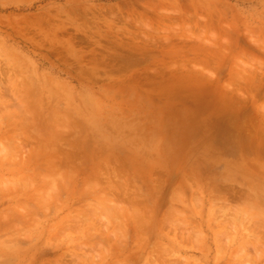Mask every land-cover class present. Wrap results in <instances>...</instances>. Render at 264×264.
<instances>
[{
  "label": "rangeland",
  "instance_id": "obj_1",
  "mask_svg": "<svg viewBox=\"0 0 264 264\" xmlns=\"http://www.w3.org/2000/svg\"><path fill=\"white\" fill-rule=\"evenodd\" d=\"M0 264H264V0H0Z\"/></svg>",
  "mask_w": 264,
  "mask_h": 264
},
{
  "label": "bare ground",
  "instance_id": "obj_2",
  "mask_svg": "<svg viewBox=\"0 0 264 264\" xmlns=\"http://www.w3.org/2000/svg\"><path fill=\"white\" fill-rule=\"evenodd\" d=\"M58 131V130H57ZM66 132V131H65ZM68 134V133H67ZM18 143V142H17ZM89 153V152H88ZM85 156V155H84ZM70 170V169H69ZM64 175V174H63ZM97 178V177H96ZM127 195V194H126ZM120 196V195H119ZM112 198V197H111ZM113 200H114V198H113ZM118 201V200H117ZM134 205H136V204H134ZM138 205V204H137ZM261 222V221H260ZM261 223H263V222H261ZM162 226V225H161ZM136 228V227H135ZM140 230V229H139ZM139 230H138V232H139ZM146 230V229H145ZM143 232H144V229H143ZM141 233V232H140ZM154 246H156V245H154ZM160 254V253H159Z\"/></svg>",
  "mask_w": 264,
  "mask_h": 264
}]
</instances>
